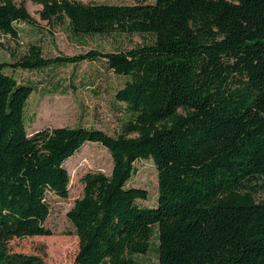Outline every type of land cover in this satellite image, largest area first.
Instances as JSON below:
<instances>
[{
    "label": "trees",
    "instance_id": "trees-1",
    "mask_svg": "<svg viewBox=\"0 0 264 264\" xmlns=\"http://www.w3.org/2000/svg\"><path fill=\"white\" fill-rule=\"evenodd\" d=\"M42 21L75 39L149 36L115 52L47 58L38 45L0 63V264H47L14 252V239L50 236L48 195L69 197L65 162L88 143L104 146L113 169L86 174L68 219L79 239L75 264H264V0H156L133 5L31 0ZM38 26L17 0H0V40L17 24ZM105 61L129 80L116 100L127 116L111 136L82 126L29 135L35 88L6 70L40 71ZM158 170V204L128 187L135 163Z\"/></svg>",
    "mask_w": 264,
    "mask_h": 264
},
{
    "label": "rangeland",
    "instance_id": "rangeland-1",
    "mask_svg": "<svg viewBox=\"0 0 264 264\" xmlns=\"http://www.w3.org/2000/svg\"><path fill=\"white\" fill-rule=\"evenodd\" d=\"M85 4L133 5L138 0H78ZM154 4L156 0H141ZM23 4L38 23V26L19 23L20 40L10 37L0 40V63H16L30 46L38 45L45 57L78 56L93 50L115 52L131 49L150 41L149 36H89L75 39L66 26H49L40 18L41 5L31 0H17ZM6 72L19 82L35 88L26 109L28 134L45 128L86 127L98 129L111 136L120 133V124L127 119L123 106L116 100V93L129 80L109 70L105 61L84 62L77 66H53L40 71L13 70ZM122 120V121H121ZM71 176L69 197L64 199L48 195L51 215L46 227L50 236L14 239L9 247L14 252L40 255L47 264H75L79 239L68 219V213L76 200L83 195V177L88 173L103 172L109 175L113 160L109 151L98 143H88L64 164ZM264 186V178L260 180ZM128 187L145 189L149 198L138 201L142 207H156L158 204V170L152 160L135 163V173ZM258 200H264V187ZM152 248L139 261L158 264V237L152 240ZM109 264V263H106Z\"/></svg>",
    "mask_w": 264,
    "mask_h": 264
}]
</instances>
